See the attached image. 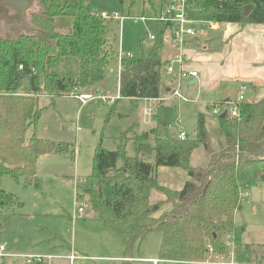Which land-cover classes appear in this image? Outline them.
<instances>
[{
  "label": "trees",
  "instance_id": "1",
  "mask_svg": "<svg viewBox=\"0 0 264 264\" xmlns=\"http://www.w3.org/2000/svg\"><path fill=\"white\" fill-rule=\"evenodd\" d=\"M33 1L26 19L7 22L0 35V177L22 179L24 187L38 188L36 163L40 156L74 157L69 144L42 139L35 133L27 138L40 118L39 97L76 98L87 90L97 93L115 53L108 38L109 20L89 12L86 0H77L68 33L56 30V20L69 15L66 0ZM118 1L122 4L124 0ZM247 6L251 10L245 15ZM158 11L153 9V14ZM188 17L216 24L264 25V0H193ZM118 19L110 17V21ZM167 30L166 24L155 23L149 53L120 58V97L159 99ZM209 110L206 114L216 118L224 145L221 155L213 157L206 168L190 166L195 150L210 151L203 113L198 114L193 140L156 138L151 162L142 157L140 140L145 135L134 138L133 156L126 153L125 134L114 151L105 150L101 142L95 148L91 188L85 193L94 210L100 211L104 227L124 238V256L131 257L134 247L155 232L161 234L158 258L175 264L203 261L208 246L216 254L227 253L226 236L236 233L234 215L242 208L241 193L264 183V98L241 104L239 120L212 117ZM159 169L185 173L181 189L165 186ZM94 183L106 184L105 203L102 191L92 188ZM154 193L163 200L152 203ZM12 205L22 204L0 189V220L2 210ZM167 205L170 208L164 210ZM104 208H110V217L104 216Z\"/></svg>",
  "mask_w": 264,
  "mask_h": 264
},
{
  "label": "rangeland",
  "instance_id": "2",
  "mask_svg": "<svg viewBox=\"0 0 264 264\" xmlns=\"http://www.w3.org/2000/svg\"><path fill=\"white\" fill-rule=\"evenodd\" d=\"M66 1L70 6L69 15L56 20V30L62 33L71 30L77 3V0ZM85 5L89 12L109 20L111 32L108 38L115 54L105 70V83L97 86V93L90 90L81 92V95L92 97L85 104L74 97H39L37 108L42 110L40 118L35 132L29 129L27 138L35 133L42 139L69 144L74 150V157L40 156L36 174L38 188L33 185L24 187L22 179L15 181L7 176L0 177V189L15 195L22 204L12 205L5 212L2 210L0 244L8 247L9 254L3 264H26L24 258L47 256L57 257L50 264H63L58 258L66 257L69 247L91 259L83 264H119L113 260L125 255L124 239L105 229L100 211L94 210L85 193L91 188L92 160L100 142L105 150L114 151L120 137L125 134L126 153L133 156L134 138L145 135L140 140L144 144L142 157L151 162V148L156 138H174L175 133L182 131L186 139L193 140L198 114L204 113L210 151L202 148L195 150L190 158V166L206 168L213 157L221 155L224 141L216 118L206 114L209 108L205 106L207 99L203 90L198 83L190 85L188 79H179L177 65L172 75L166 72L167 60L175 54L171 56L174 49L167 42H163L162 50L160 99H126L119 95L120 58L149 53L154 42L148 39V35L154 32L155 27L150 19L154 16L153 9L159 10V0H134L132 4L131 0H124L122 4L118 0H86ZM29 9L25 7V0L3 2L0 6V35L5 32L2 28L7 23L1 17L4 16L9 22L22 21ZM114 14L120 18L110 21ZM142 17L145 20H141ZM205 27L210 36L206 41L209 51L221 42L216 34L211 36L213 30L208 24H200L196 30L202 32ZM216 27L219 29V24ZM221 29L216 32L219 34ZM199 48L202 51L201 46ZM186 70L190 72L191 69ZM176 88L180 97L171 98ZM165 98L168 99L165 101ZM110 111L112 113L108 117ZM172 171L174 173H161V181L165 186L180 190L186 174L180 170ZM92 188L102 191V202L105 203L106 184L94 183ZM75 198L78 204H85L86 207L83 216L73 219ZM241 199L242 208L234 215L237 227L234 234L239 244L237 248L236 245L234 247L235 256L237 258L238 253V258L244 261L249 258L251 264L264 263V183L250 186L241 193ZM161 200L163 196L157 193L151 197L152 203ZM169 208L167 205L164 210ZM103 213L110 217V208H104ZM160 241V233H151L139 246L134 247L131 255L134 258L158 257Z\"/></svg>",
  "mask_w": 264,
  "mask_h": 264
},
{
  "label": "crops",
  "instance_id": "3",
  "mask_svg": "<svg viewBox=\"0 0 264 264\" xmlns=\"http://www.w3.org/2000/svg\"><path fill=\"white\" fill-rule=\"evenodd\" d=\"M220 27L222 29L218 34L216 31H218ZM219 29H217V27L212 29L213 32L211 33V36L216 34L220 39L219 42L221 43L218 45V47L212 48L209 51H207L208 49L206 41L210 38V36H208L206 33V31H208L206 30V27L204 30H202V32L199 33V35L202 34L201 36L198 35L187 40V43L184 46V63L186 61L188 62L185 63V65L183 64V69L185 71H187L186 69H191L189 70L190 72L194 70L198 72L196 78L188 79V83L190 85L195 83L199 84L200 89L203 90L207 99L205 101L206 108H209L211 104L226 102L229 99H233L236 96L237 88L240 85H245L248 87L245 103H257L261 101L264 98V25L219 24ZM169 46L172 47L171 45ZM199 46H201L202 51H199ZM174 52L175 50H173L171 56ZM104 83L105 81L103 84ZM168 98H165V101ZM181 132L182 131L177 132L175 135ZM172 170L173 169H159V178L161 173H174ZM75 199L76 210L78 199ZM84 207H86L85 204ZM75 210L73 213V219L83 216L84 210L82 214L74 215ZM235 228L237 227L235 226ZM235 244L237 248L239 244L236 242V234ZM72 248L73 247H69V254L74 252L79 256L85 257ZM7 249L8 247L6 246V256L3 258L0 264H3L4 259L9 256V254H7ZM236 254L238 258V253ZM27 258H24L26 264H28ZM85 258L87 259L78 260L75 262V264H83L86 263L84 261L91 260L88 257ZM127 258L142 259L134 258L131 255V257L122 256L121 258H117L113 261L123 264ZM58 260H60V258H58ZM239 260L250 263L249 258H247L245 261L241 259ZM60 261H63V264H68L66 259H61ZM259 263L264 264L263 261H259Z\"/></svg>",
  "mask_w": 264,
  "mask_h": 264
},
{
  "label": "built area",
  "instance_id": "4",
  "mask_svg": "<svg viewBox=\"0 0 264 264\" xmlns=\"http://www.w3.org/2000/svg\"><path fill=\"white\" fill-rule=\"evenodd\" d=\"M193 0H159V11L154 15L150 20L154 23H163L168 26L167 32L164 34L163 40L170 44L174 50L175 54L171 59L168 60L166 66V72L169 75L173 74L175 65L179 68V79L185 78H196L197 73L195 71L187 72L183 69L184 64V50L183 46L186 45L187 40L194 38L199 35L200 32H197L196 28L200 24H208L210 29H215L217 24L213 22H204L191 19L188 17L189 12L191 11ZM102 17V16H101ZM104 18V17H103ZM114 19H118L117 14L113 15ZM145 20V18H140ZM150 41H154V34L148 35ZM248 92V87L245 85H240L237 88L236 96L233 99H229L226 102H220L217 104H211L209 106L210 115L212 117H218L225 113V116L230 120H239L240 119V106L245 103L246 93ZM171 97H180L178 89L176 88ZM79 98L82 104H85L87 101L91 100V96L80 95ZM94 99V98H93ZM186 134L181 132L176 135V138L179 140H185ZM84 210V205L77 203V208L74 215L82 214ZM226 254H216L211 246H208L206 249V259L193 263V264H251L247 262H239L234 253L235 247V234H230L226 236ZM6 256V246L0 244V263L3 258ZM57 257L47 256V257H37V258H27V263L32 264L34 262L41 264H50L51 260H56ZM68 261V264H75L78 260L87 259L85 257L79 256L78 254L71 252L64 258ZM124 262L130 264H175L173 261L163 260L158 257L155 258H142V259H132L127 258ZM262 264V263H258Z\"/></svg>",
  "mask_w": 264,
  "mask_h": 264
},
{
  "label": "water",
  "instance_id": "5",
  "mask_svg": "<svg viewBox=\"0 0 264 264\" xmlns=\"http://www.w3.org/2000/svg\"><path fill=\"white\" fill-rule=\"evenodd\" d=\"M6 0H0V6H1V4L3 3V2H5ZM33 4H34V1L33 0H25V7H26V9L27 8H32V6H33ZM29 9V10H30ZM251 10V6H247V7H245L244 8V14L246 15L249 11ZM28 12V11H27ZM26 17H27V14H26ZM2 18V20H3V22L5 21V22H9V21H6V19H4V16L3 17H1ZM26 19V18H25ZM24 19V20H25ZM12 22H19V21H11V22H9V23H12ZM156 70H158V68H156ZM220 117L221 118H224L225 117V113H223L222 115H220Z\"/></svg>",
  "mask_w": 264,
  "mask_h": 264
}]
</instances>
